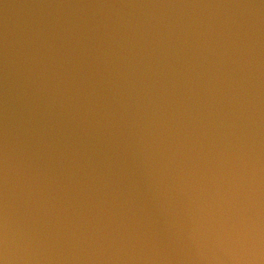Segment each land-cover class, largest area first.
I'll list each match as a JSON object with an SVG mask.
<instances>
[{
  "label": "water",
  "instance_id": "obj_1",
  "mask_svg": "<svg viewBox=\"0 0 264 264\" xmlns=\"http://www.w3.org/2000/svg\"><path fill=\"white\" fill-rule=\"evenodd\" d=\"M0 264H264V0H0Z\"/></svg>",
  "mask_w": 264,
  "mask_h": 264
}]
</instances>
